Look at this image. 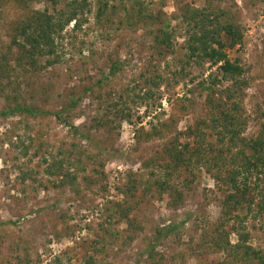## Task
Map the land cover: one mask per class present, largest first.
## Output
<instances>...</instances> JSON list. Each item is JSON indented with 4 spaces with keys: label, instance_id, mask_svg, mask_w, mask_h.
I'll return each mask as SVG.
<instances>
[{
    "label": "rangeland",
    "instance_id": "374dc122",
    "mask_svg": "<svg viewBox=\"0 0 264 264\" xmlns=\"http://www.w3.org/2000/svg\"><path fill=\"white\" fill-rule=\"evenodd\" d=\"M71 1L87 7L80 29H65L56 63L16 71L5 92L41 113L0 119V264H84L86 254L96 264H221L225 255L209 254L203 243L226 196L215 170L180 168L170 178L173 189L161 193L155 185L167 172L166 151L195 145L189 132L209 113L204 88L218 71L191 64L180 76L184 51L176 45L175 54L160 57L152 38L167 22L175 26L184 5L224 8L243 35L226 54L243 68L244 136L255 137L264 124V0H56L54 7ZM136 1L141 5L132 10ZM54 7L0 0V53L8 51L11 27L24 12ZM148 90L141 105H126L129 118L110 107ZM8 103L0 93V110ZM76 158L77 171L64 169L71 183L45 174V161ZM244 224L247 244L263 250L261 221L247 217ZM170 226L178 228L152 240ZM223 230L235 244L232 225Z\"/></svg>",
    "mask_w": 264,
    "mask_h": 264
},
{
    "label": "trees",
    "instance_id": "16d2710c",
    "mask_svg": "<svg viewBox=\"0 0 264 264\" xmlns=\"http://www.w3.org/2000/svg\"><path fill=\"white\" fill-rule=\"evenodd\" d=\"M45 1L53 7L56 6V0ZM86 3L71 1L63 10H56L54 7L52 13L47 10L26 11L11 27L8 51L0 53V93L9 102L0 110V119L19 115L35 117L41 113L23 104H15L9 98L11 96L5 92L8 91L7 88L10 87L16 71L36 70L39 62L43 60L48 66L56 63L64 31L69 25L73 32L80 29ZM137 5H141L140 2L136 1L132 10ZM138 13L142 20L144 14L140 11ZM174 20L175 26L167 22L153 34L152 42L156 54L160 57L164 54L173 55L177 52L175 46L179 45L184 51L182 58L177 59L180 76L185 66L191 64L216 66L218 73L209 76L210 83L204 88L208 91L206 103L209 113L205 120L189 132L195 145L193 147L185 145L181 148L174 145L166 151L169 163L165 164L163 170L167 172L163 174L161 180L155 181L157 191L164 193L173 189L170 178L180 168L190 172L193 167L208 166L215 170L212 174L213 179L226 188L224 192L226 196L222 202L218 225L210 236H204L203 243L208 248V253L224 254L221 264H264V249L255 250L247 244L249 235L245 232L244 224L247 217L254 221L259 220L264 232V124H260L255 137L244 136L247 120L243 117L241 103L242 91L247 87V82L243 77L242 66L236 61L229 60L226 54V48H233L242 42L241 29L224 8L214 9L209 4L202 7L184 5L180 7V13ZM179 38L183 42L176 44ZM5 81L7 84H4ZM149 81L154 84L152 80ZM222 82H228L229 85L224 86L222 90H215L212 87ZM148 93L149 90L142 95L137 94L124 100L123 106L121 103L120 105L115 103L110 107L114 109L116 115L121 114L129 118V114L123 112L126 105L129 103L134 106L141 105L148 98ZM126 111L130 112V109L127 108ZM152 130L156 135L157 129ZM207 137H212L213 140L208 141ZM17 145L10 143V147L14 149H17ZM22 149V154L25 155L27 149ZM45 165H47L45 174L49 177L58 176L60 185L65 182L71 183L75 179L64 169L77 171L81 160L76 158L71 161H45ZM27 175V172H22V183L25 182ZM238 210H244L245 214L240 217ZM228 224L232 225V230L236 234L235 244L230 242L229 234L223 230ZM177 228L178 226H170L160 230L152 240H160L164 233H171ZM155 245L153 242L152 247ZM83 263L96 264L88 254L84 256Z\"/></svg>",
    "mask_w": 264,
    "mask_h": 264
}]
</instances>
